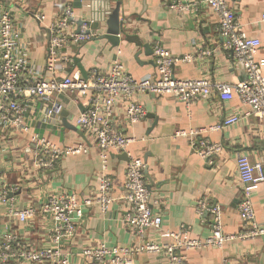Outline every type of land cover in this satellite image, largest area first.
Wrapping results in <instances>:
<instances>
[{"label": "crops", "instance_id": "0c3cea01", "mask_svg": "<svg viewBox=\"0 0 264 264\" xmlns=\"http://www.w3.org/2000/svg\"><path fill=\"white\" fill-rule=\"evenodd\" d=\"M106 1L94 0V12L89 8V0H0L2 5L15 7V19L27 43L22 81L29 75L49 78L46 59L50 27L65 7L71 6L79 21L93 22L101 18ZM118 1L123 2L121 18L125 12L133 15L135 24L131 34H139L149 51L125 40L119 47H113L107 40L99 39L104 31L100 24H95L92 31L97 36L93 40L63 50L67 61L63 62L62 78L78 72L84 77L93 70L106 72L118 58L134 78L157 79L154 47L161 45L180 59L174 66L178 80L208 77L213 82L231 86L244 81L243 67L224 50L219 18L211 8L174 9L177 1L186 0H113ZM228 3L237 14L242 30L261 41L257 57L264 59V0H228ZM35 13H42L45 20L37 21ZM204 50L210 55H200ZM186 56H193L194 60L182 61ZM139 100L146 115L134 125H129L124 105L118 103L115 108V128L124 129L133 142L126 152L108 153L105 173L113 183L114 203L107 212L101 211L98 205L83 206L84 221L78 222L77 237L68 247L71 264H93L81 255L89 244L126 248L139 242L135 232L123 223L127 209L121 198L126 193L127 153L146 163L144 174L152 193V205L162 217L164 232H179L185 227L192 239L209 238L213 233V218L197 212L203 199L222 207L226 235L239 237L245 231L238 210L242 185L237 157L246 155L252 163H264V122L243 105L237 95L227 102L215 94L209 102L199 100L189 106L170 96L146 94L140 95ZM54 103L59 120H47V106L41 101L33 102L25 114L30 134L15 127L0 126V185H7L9 198L17 202L20 209L36 207L47 194L63 191L76 194L81 204L94 199L103 173L100 151L75 123L76 117L88 108V101L65 92L56 95ZM233 114L240 116L238 124L216 129ZM31 134L61 150L87 145L88 152L64 154L53 169L40 170L36 167V144L31 143ZM203 145H218L220 151L206 157L202 154L206 150ZM252 201L256 221L264 228V185L253 195ZM3 211L1 207L0 228L9 224L12 231L33 248L42 247L45 231L38 219L27 229L16 220L8 223ZM151 236L161 240L156 232L149 230L146 237ZM186 258V264H264V237L236 238L222 249L190 250ZM135 264H167V260L142 254L135 258Z\"/></svg>", "mask_w": 264, "mask_h": 264}, {"label": "built area", "instance_id": "2783aa9c", "mask_svg": "<svg viewBox=\"0 0 264 264\" xmlns=\"http://www.w3.org/2000/svg\"><path fill=\"white\" fill-rule=\"evenodd\" d=\"M204 6L211 8L219 18L224 50L231 53L236 63L243 67L245 79L236 86L213 82L208 77L186 81L176 79L174 66L180 59L161 45L154 47L157 79L134 78L118 58L106 72L93 70L85 77L78 72L62 78L63 62L67 61L63 50L70 45L87 43L97 36L92 31L90 21H79L71 6L65 7L50 27L46 59L49 78L29 75L22 81L26 71L23 60L26 59L24 50L27 43L23 41L22 30L15 19V7L0 4V126L15 127L30 134L25 124V114L30 111L33 102L41 101L47 106V120H59L54 97L65 92L76 94L89 104L86 111L76 117V126L97 147L104 161L94 199H87L82 204L76 194L63 191L47 194L36 207L20 209L17 202L9 198L7 185L1 184L0 208H4L3 216L8 223L16 220L30 229L38 219L45 235L42 247L35 249L14 233L9 224L4 229L0 228V264H71L68 247L77 237L78 222L84 221L83 206L98 205L101 211L107 212L114 203L113 183L105 173L108 153L126 152L133 142L124 129L114 126L118 103L124 105L129 125H134L146 115L144 105L139 100L140 95L170 96L186 106L199 100L209 102L215 94L227 102L237 95L243 105L264 122V59L257 57L261 41L242 30L228 0L177 1L174 9L197 11ZM34 17L40 23L46 18L42 13H35ZM200 55L209 56L210 52L204 50ZM181 60L191 62L194 57L186 56ZM239 122L240 116L233 114L216 129H225ZM31 143L36 144V167L40 170L53 169L64 154L87 153L89 148L86 145L61 150L35 134H31ZM205 148L202 154L206 157L220 151L218 145H207ZM127 156L126 193L121 198L127 209L123 223L135 232L139 242L126 248L108 247L102 243L89 244L81 254L86 261L93 264H135L137 256L153 254L166 259L167 264H186V253L190 250L222 249L236 238L264 237V228L256 221L252 201L253 195L264 185V163H252L246 155L237 157V171L242 185L238 210L245 231L239 237L226 235L222 226V207L203 199L198 204L197 212L201 216H212L213 233L205 240H197L190 237L185 227L179 232L162 230V217L154 211L152 193L144 174L146 163L129 153ZM149 230L156 232L161 240L157 241L155 236L147 238Z\"/></svg>", "mask_w": 264, "mask_h": 264}, {"label": "water", "instance_id": "95a60500", "mask_svg": "<svg viewBox=\"0 0 264 264\" xmlns=\"http://www.w3.org/2000/svg\"><path fill=\"white\" fill-rule=\"evenodd\" d=\"M82 2V0H79ZM94 0H89L90 2V9L91 11L95 12V3ZM92 2V3H91ZM123 2H113V0H107L106 6L104 7V12L100 19H95L90 21L91 28L95 27V24H100L104 33H100L99 39L100 40H107L113 47H119L121 45V41H127L129 43H133L138 47H144L148 49V45H145L140 37L139 34L132 35L131 30H134L133 15L122 13L121 18V7ZM82 8V5L80 6ZM94 17V14H93ZM81 24V22H80ZM137 32V31H136ZM66 124H67V120ZM75 130H77L75 128ZM127 156V154H126ZM127 160L128 156H127ZM207 216V215H206Z\"/></svg>", "mask_w": 264, "mask_h": 264}]
</instances>
